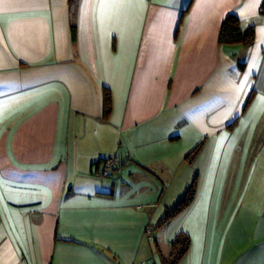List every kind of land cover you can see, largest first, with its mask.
Masks as SVG:
<instances>
[{"label": "crops", "instance_id": "crops-1", "mask_svg": "<svg viewBox=\"0 0 264 264\" xmlns=\"http://www.w3.org/2000/svg\"><path fill=\"white\" fill-rule=\"evenodd\" d=\"M262 98L264 0H0V264H264Z\"/></svg>", "mask_w": 264, "mask_h": 264}, {"label": "trees", "instance_id": "trees-1", "mask_svg": "<svg viewBox=\"0 0 264 264\" xmlns=\"http://www.w3.org/2000/svg\"><path fill=\"white\" fill-rule=\"evenodd\" d=\"M186 10V9H185ZM184 10V11H185ZM255 40V28L248 25L243 27L240 20L233 14L227 15L222 21L219 31L217 42L220 45H233L240 44L244 47H250ZM111 110L110 93L107 89L103 91V116L109 115ZM196 191V181H193L189 188L186 190L184 196L179 200L176 206L165 213L161 223H167L175 216L184 212L193 202ZM189 245L188 237L184 234H179L175 241L172 243L171 254L168 258H163L165 264H177L181 257L187 252Z\"/></svg>", "mask_w": 264, "mask_h": 264}, {"label": "built area", "instance_id": "built-area-1", "mask_svg": "<svg viewBox=\"0 0 264 264\" xmlns=\"http://www.w3.org/2000/svg\"><path fill=\"white\" fill-rule=\"evenodd\" d=\"M97 176L105 180L118 179L121 172V161L116 155L107 156L97 161ZM149 233V232H148Z\"/></svg>", "mask_w": 264, "mask_h": 264}, {"label": "snow or ice", "instance_id": "snow-or-ice-1", "mask_svg": "<svg viewBox=\"0 0 264 264\" xmlns=\"http://www.w3.org/2000/svg\"><path fill=\"white\" fill-rule=\"evenodd\" d=\"M261 104L264 105V98H262V100H261Z\"/></svg>", "mask_w": 264, "mask_h": 264}]
</instances>
